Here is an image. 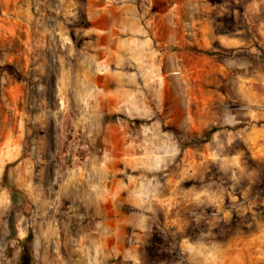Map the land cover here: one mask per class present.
<instances>
[{"label":"rangeland","instance_id":"rangeland-1","mask_svg":"<svg viewBox=\"0 0 264 264\" xmlns=\"http://www.w3.org/2000/svg\"><path fill=\"white\" fill-rule=\"evenodd\" d=\"M0 64V264H264V0H0Z\"/></svg>","mask_w":264,"mask_h":264},{"label":"trees","instance_id":"trees-1","mask_svg":"<svg viewBox=\"0 0 264 264\" xmlns=\"http://www.w3.org/2000/svg\"><path fill=\"white\" fill-rule=\"evenodd\" d=\"M0 70H9L14 73L10 64H0ZM18 264H36L32 245V237L26 238L23 242Z\"/></svg>","mask_w":264,"mask_h":264},{"label":"built area","instance_id":"built-area-1","mask_svg":"<svg viewBox=\"0 0 264 264\" xmlns=\"http://www.w3.org/2000/svg\"><path fill=\"white\" fill-rule=\"evenodd\" d=\"M29 227H30V223L28 222V220H27V219H25V225H24L23 232H26V231H28Z\"/></svg>","mask_w":264,"mask_h":264},{"label":"bare ground","instance_id":"bare-ground-1","mask_svg":"<svg viewBox=\"0 0 264 264\" xmlns=\"http://www.w3.org/2000/svg\"><path fill=\"white\" fill-rule=\"evenodd\" d=\"M22 233H24V232H22Z\"/></svg>","mask_w":264,"mask_h":264}]
</instances>
